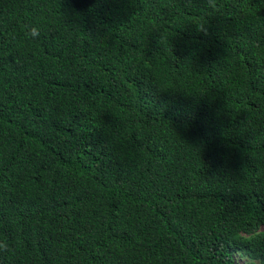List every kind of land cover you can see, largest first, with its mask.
<instances>
[{"label": "trees", "instance_id": "1", "mask_svg": "<svg viewBox=\"0 0 264 264\" xmlns=\"http://www.w3.org/2000/svg\"><path fill=\"white\" fill-rule=\"evenodd\" d=\"M183 3L0 0V264L264 257V0Z\"/></svg>", "mask_w": 264, "mask_h": 264}, {"label": "clouds", "instance_id": "2", "mask_svg": "<svg viewBox=\"0 0 264 264\" xmlns=\"http://www.w3.org/2000/svg\"><path fill=\"white\" fill-rule=\"evenodd\" d=\"M194 0H184L183 7L190 8ZM202 7L205 14L193 18L192 22L197 27V30L207 34L208 33V20L207 17L220 11L222 5L220 0H201ZM41 28L37 24L25 25L24 36L28 41H37L41 38ZM162 45L167 44L166 36L162 35L159 41ZM257 239V237H253ZM10 251V246L7 240L0 239V254ZM236 264H264V257L254 255L251 250L241 248L236 252Z\"/></svg>", "mask_w": 264, "mask_h": 264}, {"label": "rangeland", "instance_id": "3", "mask_svg": "<svg viewBox=\"0 0 264 264\" xmlns=\"http://www.w3.org/2000/svg\"><path fill=\"white\" fill-rule=\"evenodd\" d=\"M234 258H235V260H234V261H235V263H236V254H234Z\"/></svg>", "mask_w": 264, "mask_h": 264}]
</instances>
